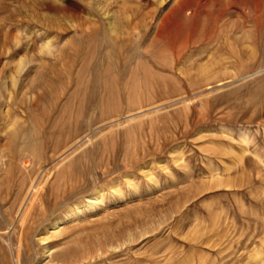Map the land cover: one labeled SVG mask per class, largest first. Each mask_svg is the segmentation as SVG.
I'll list each match as a JSON object with an SVG mask.
<instances>
[{"label":"rangeland","instance_id":"374dc122","mask_svg":"<svg viewBox=\"0 0 264 264\" xmlns=\"http://www.w3.org/2000/svg\"><path fill=\"white\" fill-rule=\"evenodd\" d=\"M0 264H264V0H0Z\"/></svg>","mask_w":264,"mask_h":264},{"label":"bare ground","instance_id":"6f19581e","mask_svg":"<svg viewBox=\"0 0 264 264\" xmlns=\"http://www.w3.org/2000/svg\"><path fill=\"white\" fill-rule=\"evenodd\" d=\"M195 43H198V42H195ZM130 57V56H129ZM86 62H88V61H86ZM139 65V66H138ZM137 66V69L135 68V69H133V70H131L130 71V74H129V77H130V82H129V90H130V92H132V93H135L136 92V90H137V88H138V85H139V82H138V80H137V77H138V71L139 70H142L143 71V73L145 74V77L147 76V77H153V75L147 70V68H146V66L143 64V63H141V64H138ZM87 68V67H86ZM85 68V69H86ZM105 74H107L108 73V70L106 71L105 70V72H104ZM144 78V77H143ZM112 83L114 84V83H117L115 80H113L112 81ZM147 83L148 82H146V85H147ZM108 87H110V93L112 94L111 96H113V87H111L110 85L108 86ZM134 95V94H133ZM51 157V156H50ZM100 197V196H99ZM99 197H96V198H94L93 200H88L87 201V208L88 209H91V208H94V207H96V205L99 203L98 201H99ZM100 200H101V198H100ZM86 209V208H85ZM77 210V209H76ZM93 210V209H92ZM78 211V210H77ZM81 211V210H80ZM79 213V212H78ZM72 214V213H71ZM61 224H59V223H56V224H54V225H52L51 227H52V229L54 230L55 228H56V230H57V227L58 226H60ZM59 230V229H58ZM53 233V232H52Z\"/></svg>","mask_w":264,"mask_h":264}]
</instances>
